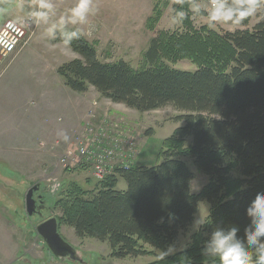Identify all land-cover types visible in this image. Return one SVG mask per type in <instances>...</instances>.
Masks as SVG:
<instances>
[{"label":"trees","instance_id":"obj_1","mask_svg":"<svg viewBox=\"0 0 264 264\" xmlns=\"http://www.w3.org/2000/svg\"><path fill=\"white\" fill-rule=\"evenodd\" d=\"M192 1L174 0L176 10L188 12L184 31H159L139 68L123 60L102 62L84 37L70 45L79 58L57 68L72 91L92 86L110 101L141 111L164 105L185 111L177 116L183 125L162 141L161 162L115 168L91 194L71 183L55 201L60 221L79 237L107 242L116 258L148 254L145 245L166 250L191 224L198 202L206 200L209 223L190 244L145 264H213L202 254L211 232L237 226L242 236L249 222L246 207L264 190V9L251 29L218 34L208 26H192ZM158 2L146 19L149 30L161 16ZM183 59L197 69L178 70L166 63ZM185 157L207 176L198 193L191 191L194 175ZM118 178L126 182L125 190L115 189Z\"/></svg>","mask_w":264,"mask_h":264},{"label":"rangeland","instance_id":"obj_2","mask_svg":"<svg viewBox=\"0 0 264 264\" xmlns=\"http://www.w3.org/2000/svg\"><path fill=\"white\" fill-rule=\"evenodd\" d=\"M157 0H98L100 12L93 18L97 25L91 36H84L95 45L97 57L102 62L123 60L133 68L143 64V53L152 37L159 31H184L182 22L173 25L171 18L176 8L174 0L157 4L161 16L154 30L146 27V19L152 15ZM193 2V1H192ZM205 4L207 0H195ZM24 6V9L21 6ZM28 0H0V27L6 19H13L28 10ZM57 16L71 7L72 0H56ZM239 25L217 24L210 28L207 13L200 14L189 6L192 26H208L222 34L236 29H251L258 21L259 12ZM188 16V12H186ZM74 26H68L72 30ZM36 28L30 40L22 46L11 61L4 64L0 77V264H145L153 261L161 251L145 245L150 252L137 257L116 258L107 242L92 237H79L72 227L59 220L61 211L54 204L71 183L78 184L90 194L98 181L90 173V165H76L59 159L73 154L76 140L84 136V124L106 118L117 124L116 134L124 145L131 142L132 152L123 161H116L109 172L120 166H153L162 161V141L183 125L177 116L185 114L172 105L141 111L114 103L103 97L94 87L85 92L69 89L57 74V68L65 62L79 58L70 46L48 42L40 37ZM59 38V37H58ZM169 66L194 71L196 65L190 60L167 61ZM109 122V121H106ZM100 125V124H99ZM98 125V126H99ZM69 137L63 140L58 133ZM79 135V136H78ZM83 135V136H82ZM81 138L77 139L78 137ZM190 143L187 138L185 145ZM73 152V153H72ZM71 155L67 157H71ZM183 160L193 172L191 191L198 193L207 182V176L198 171L191 157ZM109 173L108 175H110ZM107 175V176H108ZM106 176V177H107ZM39 183L45 209L41 215L29 216L25 210L24 196L29 187ZM126 182L118 178L117 190H125ZM210 205L200 200L191 224L180 230L173 252L186 248L193 234L203 225L196 222L207 218ZM55 216L59 220L61 236L77 251L78 260L55 257L42 238L36 233L41 220Z\"/></svg>","mask_w":264,"mask_h":264},{"label":"clouds","instance_id":"obj_3","mask_svg":"<svg viewBox=\"0 0 264 264\" xmlns=\"http://www.w3.org/2000/svg\"><path fill=\"white\" fill-rule=\"evenodd\" d=\"M183 3V0H178ZM24 9V6H21ZM203 8L207 13L210 28L217 24L239 25L246 18L264 9V0H207V3L190 4V9L200 14ZM24 14L17 16L15 22L23 27L35 24L41 29L40 37L48 42L56 41L65 47L84 36H91L97 29L93 18L100 12L98 0H72L71 7L57 16L56 0H34ZM184 10L175 11L171 18L173 25L181 24L185 18ZM68 26H74L72 30ZM59 37V39H58ZM65 141L66 133H58ZM248 224L239 235L237 226L216 227L204 243L202 254L211 258L213 264H264V190L258 191L246 207ZM198 225L209 223L206 218L199 219ZM173 248L163 250L157 260L171 255Z\"/></svg>","mask_w":264,"mask_h":264},{"label":"built area","instance_id":"obj_4","mask_svg":"<svg viewBox=\"0 0 264 264\" xmlns=\"http://www.w3.org/2000/svg\"><path fill=\"white\" fill-rule=\"evenodd\" d=\"M33 2L34 0H28L29 5ZM15 20L16 18L6 19L0 27V77L4 64L12 60L15 53L30 40L37 28L35 24L31 27H23ZM116 127V123L106 118L99 120L98 124L88 121L83 126L84 136H77V139L81 137L82 139L76 140L74 153L62 155L59 161L65 164L71 159L69 162L72 164H89L92 176L98 182L102 181L111 173L109 168L114 162L118 160L124 162L132 152L131 142L123 148V138L116 134ZM69 155L70 158L67 157Z\"/></svg>","mask_w":264,"mask_h":264},{"label":"water","instance_id":"obj_5","mask_svg":"<svg viewBox=\"0 0 264 264\" xmlns=\"http://www.w3.org/2000/svg\"><path fill=\"white\" fill-rule=\"evenodd\" d=\"M39 188V183H35L29 187L25 193V210L29 216L34 214L41 215V212H37L36 200L34 198V193L38 191ZM41 197L43 198V196L40 195L39 198ZM43 207H45V204H43ZM35 229L36 233L42 238L49 251L55 257L74 261L79 259L76 249L61 236L58 230L59 221L57 217L50 216L41 220V222L36 225Z\"/></svg>","mask_w":264,"mask_h":264},{"label":"flooded vegetation","instance_id":"obj_6","mask_svg":"<svg viewBox=\"0 0 264 264\" xmlns=\"http://www.w3.org/2000/svg\"><path fill=\"white\" fill-rule=\"evenodd\" d=\"M41 194L39 193V190L34 193V198L36 200V209L37 212H42L46 207H43L44 201L43 198H39ZM42 196V195H41Z\"/></svg>","mask_w":264,"mask_h":264}]
</instances>
